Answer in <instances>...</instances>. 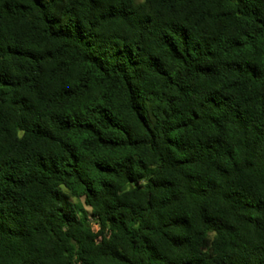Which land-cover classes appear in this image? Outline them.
<instances>
[{"label":"trees","instance_id":"1","mask_svg":"<svg viewBox=\"0 0 264 264\" xmlns=\"http://www.w3.org/2000/svg\"><path fill=\"white\" fill-rule=\"evenodd\" d=\"M0 264H264V0H0Z\"/></svg>","mask_w":264,"mask_h":264}]
</instances>
